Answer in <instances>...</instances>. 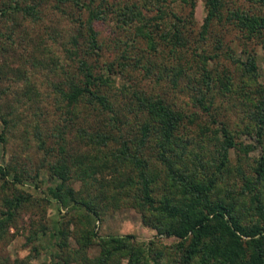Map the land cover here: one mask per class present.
Masks as SVG:
<instances>
[{
	"label": "trees",
	"instance_id": "trees-1",
	"mask_svg": "<svg viewBox=\"0 0 264 264\" xmlns=\"http://www.w3.org/2000/svg\"><path fill=\"white\" fill-rule=\"evenodd\" d=\"M32 1L0 0V18L8 20L18 13L36 18L38 4ZM54 1L72 2L79 9L87 10L84 21L86 44L91 52L100 55L101 42L95 19L105 16L106 0ZM255 1L264 3V0ZM163 2L126 0L115 7L114 13L121 27L132 32L134 39L141 38L145 42L149 56L136 58V64H141L148 74L155 67L169 72L172 70L173 79L174 75L175 78L186 75V69L193 64L190 58L184 56L183 47L187 46L188 39L179 23L168 18L172 12ZM222 6V0H205L206 14L200 30L202 35L213 20L226 19L244 32L247 38L261 37L260 42L264 44V14L239 7H231L224 12ZM152 10L153 13L149 14ZM177 19L180 20V17ZM73 37L72 44H76V34ZM74 47L76 45L69 53L77 54ZM166 54L172 56L164 58ZM225 54L233 57L242 74L257 72L256 62L249 52L245 58L236 57L230 51ZM217 55L199 53L200 63L197 65L200 64V84L204 86L197 87L192 98L201 110L207 111L209 118L192 132L187 122L195 121L200 116L198 109L185 112L175 108L159 92L131 88L128 98L134 116L125 136L121 126L127 123L126 117L118 115L108 95L101 90L103 85H112L114 81L111 75L114 61L106 62L104 70L96 69L92 62L80 57L77 64L81 73L79 78L63 72L62 84H65H55V102L60 109L62 106L65 108L68 116L63 124L55 126L56 152L59 155L48 163L50 173L56 174L60 180L43 189L46 197L58 200L61 205L71 206L68 210L80 208L90 219V215L96 212L99 199L109 196L115 200L120 194L129 196L132 189V204L142 212L143 219L157 230L155 235L141 241L136 240L133 233L98 235L93 228L87 229L79 241L82 248L65 251L64 264H70L69 258L78 264H108V260L111 262L114 258L113 254L124 250L131 254L126 264H148L149 261L151 264H264V150L252 158L248 173L238 169L241 177L238 187L228 184L226 176L232 169L229 149L235 145L234 134L211 110L212 99L207 94L216 81L223 85V90L235 85L243 91L244 98L250 100L247 116L251 128L244 122L240 131L251 133L253 130L261 142L264 137V84L247 91L229 74L212 75L211 67L206 62L208 57ZM143 57H146L144 61ZM157 59L163 62H156ZM2 108L0 101V118L5 126H9L14 113L6 115L9 111L4 112ZM84 110L87 114H96L97 126L77 123L76 116L84 113ZM97 110L101 114L106 112V115L101 117ZM73 124L74 140H85L95 149L94 154L89 151L78 153V146L71 144L73 141L63 139L64 129ZM34 134L40 140L39 145L44 147L45 140L38 124L34 125ZM151 138L156 156L164 166V189L157 193L155 179L160 173L149 169V160L142 154L143 146ZM190 142L194 147H190ZM251 147L253 145L249 143L241 142L239 145L244 154ZM10 170V165L0 164V238L10 225L16 223L21 206L31 198L14 182L10 185ZM73 174L78 179L86 181L91 178L96 183L83 194L72 185L70 179ZM12 179L15 182L20 180L17 174ZM106 185L113 187L112 192L108 193ZM68 222L64 220L58 229L61 240L57 243L61 247L66 244ZM160 234L174 235L177 239L171 245L164 244ZM93 236L100 244L99 255L94 258L89 257L86 251Z\"/></svg>",
	"mask_w": 264,
	"mask_h": 264
},
{
	"label": "rangeland",
	"instance_id": "rangeland-1",
	"mask_svg": "<svg viewBox=\"0 0 264 264\" xmlns=\"http://www.w3.org/2000/svg\"><path fill=\"white\" fill-rule=\"evenodd\" d=\"M124 1L126 0H106L105 16L95 19V28L101 42L100 55L91 52L86 44L84 21L87 10L79 9L72 2L33 0V3L38 4L36 18L22 13L8 20L0 18V101L3 103L4 112L9 111L6 115L14 113L9 126H5L0 118V164L11 167L8 173L10 185L14 182L24 194L31 196L30 200L21 206L16 223L10 225L8 231L0 238V264H64L65 251L80 248L81 236L91 228L98 235L133 233L134 238L141 241L157 233L156 228L145 221L142 212L132 204V189L129 196L120 194L115 200L109 196L99 199L98 206L91 205L96 208V212L90 215V219H87L89 215L85 214L84 210H68L71 206H64L54 198H47L43 191L50 183L60 180L56 174L50 173L48 163L59 155L56 152L55 126L63 124L68 116L65 108L62 106L60 109L55 102V84L61 85L64 82V71L75 79L79 78L81 73L77 64L80 57L92 62L96 69L104 70L106 62L114 61V71H110L114 81L112 85H103L101 90L108 95L118 115L121 118L126 117L127 123L121 126L125 136L128 134L129 125L132 126L130 123L134 116L128 98L131 88H140L151 93L159 92L175 108L185 112L198 109L200 116L195 121L187 122L190 132L208 120L207 111L201 110L192 98L197 87L204 86L200 84V64L197 65L200 63L199 53L218 54L208 57L206 62L214 76L229 74L234 82L242 83L247 91L264 84V44L260 42L262 38H247L244 32L226 19L213 20L202 35L200 30L206 14L205 0H163L164 5L172 12L168 18L179 23L188 39L183 51L184 56L190 58L193 64L186 69L189 76L182 74L175 78L174 75L172 79V70H159L158 67L152 68V72L148 74L147 70L135 61L143 55L149 56L144 40L134 39L132 32L121 27L116 21L114 9ZM222 3L224 12L228 8L239 7L249 12L264 14V3L255 0H222ZM178 16L180 20L177 19ZM75 34L77 43L72 44ZM73 45H76L74 48L77 54L69 53ZM227 51L242 58L249 52L256 62L257 72L242 74L233 57L225 54ZM171 56L166 54L164 58ZM145 59L146 57H143L142 61ZM157 61L163 62L159 59ZM222 86L216 81L207 94L212 99L211 110L234 134L235 145L229 149L232 169L227 174L226 181L231 186L238 187L241 184L238 169L247 173L250 171L252 158L264 150V137L259 142L253 130L251 133L240 131L244 122L251 128L247 116L250 100L244 98L243 91L235 85L229 90H223ZM85 111L76 116L77 123L97 126L96 114H87ZM97 112L101 114L98 110ZM105 115L106 112H102L101 117ZM36 124L45 140L44 147L39 145L40 140L34 134ZM74 129L75 124L67 126L63 139L73 141L71 144L73 147L78 146V153L89 151L94 154L95 149L86 144L85 140H74ZM153 142V138L146 142L142 154L149 160V169L160 173L155 179L157 193L164 189V166L156 156ZM241 142L252 144L253 147L248 148L244 154L245 151L239 148ZM189 145L194 147L193 142ZM15 174L20 178L19 181H13ZM70 181L75 189L81 190L83 194L96 183L91 178L86 181L78 179L74 174ZM110 185H106L108 193L113 190ZM1 190L0 184V195ZM64 220L69 221V230L66 241L64 240L66 244L61 247L57 241L61 240L59 227ZM160 235L164 244L171 245L177 239L174 235ZM91 239L86 251L89 257L94 258L99 255L100 244L96 236ZM113 255L114 258L111 262L108 260V264H126L131 256L127 250ZM69 260L70 264H78L76 260ZM148 264H151V261Z\"/></svg>",
	"mask_w": 264,
	"mask_h": 264
}]
</instances>
